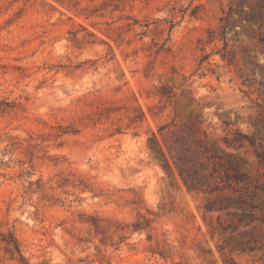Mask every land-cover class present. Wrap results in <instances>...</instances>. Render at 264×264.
<instances>
[{"label": "rangeland", "instance_id": "1", "mask_svg": "<svg viewBox=\"0 0 264 264\" xmlns=\"http://www.w3.org/2000/svg\"><path fill=\"white\" fill-rule=\"evenodd\" d=\"M0 109V234L23 264H264V222L208 209L165 144L193 123L264 187V0H0ZM0 264H20L1 242Z\"/></svg>", "mask_w": 264, "mask_h": 264}, {"label": "trees", "instance_id": "2", "mask_svg": "<svg viewBox=\"0 0 264 264\" xmlns=\"http://www.w3.org/2000/svg\"><path fill=\"white\" fill-rule=\"evenodd\" d=\"M247 20L255 21V15H250ZM227 23V18L222 19ZM224 29V26L222 27ZM222 58H224L222 56ZM207 56L202 58V61ZM4 109H0L2 111ZM144 114H135L131 121L142 120ZM199 125L202 122L198 123ZM175 126V125H174ZM170 125H162L158 132L162 135ZM176 127V126H175ZM121 127L114 131L121 132ZM74 131V130H70ZM69 132L68 130L63 131ZM148 146L154 154V157L161 163L166 170L169 169L168 161L153 133L147 140ZM233 142L238 145L235 148H243L242 142H248L254 146L253 140L244 133L236 131ZM228 144V141L225 142ZM167 151L172 160V164L180 177L182 183L189 191L204 192L215 194L217 200L209 203L208 209L228 210L235 208L237 212L229 213L237 219L238 222L250 223L256 219L264 222V187L251 185L249 174L244 169V162L232 153L219 152L215 148L209 149L201 144L196 137L194 124L184 125L171 132V136L165 139ZM254 211L259 212V217L255 216ZM149 220L145 219L143 223L137 222L134 229L140 230L149 227ZM219 223L222 229L234 228V225H224ZM0 242L4 244L6 252H9L13 258L18 257L19 263L23 264L20 246L17 240L8 233V237L0 234ZM241 251H252L255 247L241 244L236 247Z\"/></svg>", "mask_w": 264, "mask_h": 264}]
</instances>
